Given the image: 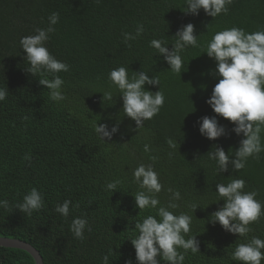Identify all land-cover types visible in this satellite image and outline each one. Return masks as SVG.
<instances>
[{
    "label": "trees",
    "instance_id": "trees-1",
    "mask_svg": "<svg viewBox=\"0 0 264 264\" xmlns=\"http://www.w3.org/2000/svg\"><path fill=\"white\" fill-rule=\"evenodd\" d=\"M185 9L186 0H0V89L8 91L0 101V202L10 206L0 208V238L29 244L43 264H103L109 249L115 252L109 264H137L130 241L138 236L135 224L148 215L159 217L158 208H136L134 196L141 189L133 172L141 164H152L150 157L155 156L152 166L163 185L156 197L158 207L178 204L168 210L192 217L185 238L199 241L200 253L185 254L184 264H239L231 259L238 244L252 237L264 240V217L251 225L247 239L210 222L224 204L216 193L218 183L243 179L244 191L258 192L256 199L264 205V153L259 161L250 158L239 173L229 165L228 172L217 175L216 161L206 154L219 146L234 159L244 137L206 103L219 78L214 75L215 61L205 53L217 32L233 27L247 34L264 31V0H233L228 14L215 19L202 9L198 16L185 15ZM53 13L59 14V21L45 47L69 66L68 72L59 73L66 97L60 102L51 101L49 90L38 82L52 80L51 75L26 73L30 65L20 45L23 37L36 34V28L46 30ZM187 24L194 25L199 47L180 53L183 68L177 75L149 45L165 40L171 51L176 33ZM137 25H143L144 32L128 41L129 47L123 33L135 35ZM119 67L128 70L129 78L144 72L160 80V86L145 85V90L162 91L164 107L138 130L124 116L121 93L109 82L110 72ZM105 92H111L113 100L102 104ZM203 117L217 119L228 135L206 139L199 132ZM118 122L111 141L99 139L96 124H106L111 131ZM169 139L177 144L175 150L168 146ZM261 141L264 146V132ZM26 155L31 156V166ZM116 181L117 191H107V184ZM33 188L43 197L44 208L27 217L14 205L23 203ZM169 188L180 193L179 201L171 200ZM65 201H71L67 220L55 212ZM190 205L199 208L193 213ZM76 218L86 219L91 228L85 229L83 242L70 231ZM0 264L36 263L23 250L0 247Z\"/></svg>",
    "mask_w": 264,
    "mask_h": 264
},
{
    "label": "clouds",
    "instance_id": "clouds-1",
    "mask_svg": "<svg viewBox=\"0 0 264 264\" xmlns=\"http://www.w3.org/2000/svg\"><path fill=\"white\" fill-rule=\"evenodd\" d=\"M232 4L233 0H186V9L182 12L185 15L198 16L202 9L207 16L215 19L221 14L227 15ZM48 20L49 27L46 30L36 28L34 30L36 34L23 37L20 45L25 54L24 60L30 65L25 69L26 73L33 77L51 75L52 80L43 78L38 82L44 89L49 90L51 101L60 102L66 97L61 91L64 81L59 77V73L68 72L69 66L58 61L45 47L50 34L56 31L54 26L59 21V14L53 13ZM143 32V25H137L135 35L123 33L125 44L130 47L127 42L136 40ZM175 37L177 39L171 51L164 46L165 40H152L149 46L164 57L173 73L181 75L183 61L180 53L187 47H199L194 25L183 26ZM205 53L215 61L217 67L214 75L219 78L211 98L206 103L216 116L235 125L232 131L237 136L243 134L244 137L238 150L234 152V159H230L219 146H213L214 150L206 155L209 160L216 161L219 169L217 175L228 172L229 165L233 172L239 173L245 169L250 158L259 161L261 153H264L261 141V134L264 132V31L247 34L243 29L233 27L217 32L208 43ZM134 73L129 78L128 70L119 67L110 72L109 82L121 93L124 116L134 121L138 130L143 127L145 121L159 115L160 109L164 107L165 97L160 90L155 93L145 90V85L160 86L158 77L149 79L144 72ZM7 95V90L0 89V101H4ZM112 100L111 92L103 93L102 104ZM198 123L200 134L210 141L228 135L226 129L220 126L215 118L203 117ZM94 130L102 141H111L119 130V122L111 131L106 124L100 126L96 124ZM166 142L171 149L177 148V144L171 139ZM144 152H150L148 145H145ZM150 159L152 164H141L133 172L134 182L141 189L134 196V200L139 212L158 208L159 219L148 215L142 222L135 224L138 236L130 240L135 250V258L137 264H160L161 260L164 264H184L185 254L200 253L199 241L195 236L185 238L191 232L192 217L186 214L177 216L169 211L168 209L179 207L176 203L170 202L167 207H158L160 201L156 197L163 190V185L152 166L157 162V157L151 156ZM24 160L31 166L30 155H26ZM119 184L120 181L109 183L106 190L114 193ZM245 188L246 182L243 179H233L227 185L216 184L219 201H224V204L212 214L210 222L213 225L218 223L227 233L247 239L253 232L251 225L259 224L264 217V205L256 199L258 192H245ZM167 192L171 194V200L181 199L178 191L169 188ZM70 205L71 201H65L55 208V212L67 220ZM14 207L27 217H31L34 212H40L44 208L43 197L33 188L23 197V203H18ZM0 208L10 210L8 201L0 202ZM190 208L194 213L199 207L190 205ZM85 229L91 232L86 219L76 218L70 225L74 238L81 242L84 240ZM114 254L113 249H109L108 254L103 257V264H109V257ZM231 259L239 264H261L264 260V240L252 237L247 243L238 244ZM126 264H131V260Z\"/></svg>",
    "mask_w": 264,
    "mask_h": 264
},
{
    "label": "water",
    "instance_id": "water-1",
    "mask_svg": "<svg viewBox=\"0 0 264 264\" xmlns=\"http://www.w3.org/2000/svg\"><path fill=\"white\" fill-rule=\"evenodd\" d=\"M0 247L23 250L27 252L34 259L36 264H43V260L39 252L29 244H26L24 242L0 238Z\"/></svg>",
    "mask_w": 264,
    "mask_h": 264
}]
</instances>
